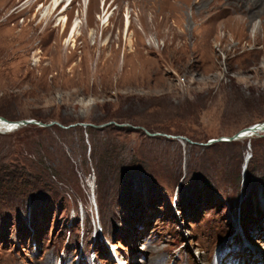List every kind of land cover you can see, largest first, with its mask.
Masks as SVG:
<instances>
[{
	"label": "rangeland",
	"instance_id": "rangeland-1",
	"mask_svg": "<svg viewBox=\"0 0 264 264\" xmlns=\"http://www.w3.org/2000/svg\"><path fill=\"white\" fill-rule=\"evenodd\" d=\"M52 1L0 0V264L264 257V0Z\"/></svg>",
	"mask_w": 264,
	"mask_h": 264
},
{
	"label": "bare ground",
	"instance_id": "bare-ground-1",
	"mask_svg": "<svg viewBox=\"0 0 264 264\" xmlns=\"http://www.w3.org/2000/svg\"><path fill=\"white\" fill-rule=\"evenodd\" d=\"M30 1L32 0H29V2ZM60 3H61V0H53L50 10L47 11L45 14H43V17L54 14V12L56 11V8L60 5ZM189 4H190V0H180V5L178 6L179 15H178L177 24H185L187 22L186 10ZM212 6L213 7H209L207 18H205V22L202 21V24L211 23L214 19L221 16L222 14H227L230 16L229 20H227L226 22L227 24L228 22H230L231 24H252L253 21L255 20L254 19L255 16L253 14L248 15L247 10L246 11L241 10L239 7L238 9L236 8L234 9V8L227 7L226 4L215 5V6L212 5ZM105 8H106V5L104 6V10ZM61 15L62 17L59 20L60 24H62L63 27H66L69 18L68 16L63 15V12L61 13ZM130 25H131L130 21L127 17L125 28L129 29ZM78 27H79V24L77 21L71 26L70 37L72 39H74L76 34L78 33V29H79ZM17 129L18 128L15 127V122L11 123V122H6L5 120L0 121V133H9L12 131H16ZM238 134H240V137H238V140L253 138L260 134H264V124H261V125L258 124L246 130H243L241 133H238ZM234 140H237V139H234ZM252 256H253L252 261L254 262V264H264V257L262 258L256 257L254 253L252 254ZM156 262H153V264H159ZM243 262L246 263V261H243Z\"/></svg>",
	"mask_w": 264,
	"mask_h": 264
},
{
	"label": "water",
	"instance_id": "water-1",
	"mask_svg": "<svg viewBox=\"0 0 264 264\" xmlns=\"http://www.w3.org/2000/svg\"><path fill=\"white\" fill-rule=\"evenodd\" d=\"M31 124H37L38 125L39 123H37L34 120H25V121L15 122V127L16 128H22L24 126L31 125ZM238 137H240V134H237V136L233 137L231 139V141L234 139H238Z\"/></svg>",
	"mask_w": 264,
	"mask_h": 264
},
{
	"label": "built area",
	"instance_id": "built-area-1",
	"mask_svg": "<svg viewBox=\"0 0 264 264\" xmlns=\"http://www.w3.org/2000/svg\"><path fill=\"white\" fill-rule=\"evenodd\" d=\"M18 129H19V128H18ZM18 129H17V130H18Z\"/></svg>",
	"mask_w": 264,
	"mask_h": 264
}]
</instances>
